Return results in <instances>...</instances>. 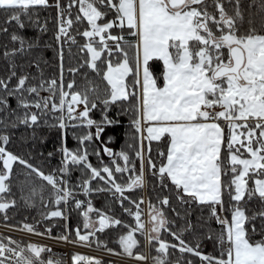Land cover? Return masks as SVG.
Wrapping results in <instances>:
<instances>
[{
	"label": "snow or ice",
	"instance_id": "snow-or-ice-1",
	"mask_svg": "<svg viewBox=\"0 0 264 264\" xmlns=\"http://www.w3.org/2000/svg\"><path fill=\"white\" fill-rule=\"evenodd\" d=\"M0 215V264H264V0H0Z\"/></svg>",
	"mask_w": 264,
	"mask_h": 264
},
{
	"label": "trees",
	"instance_id": "trees-1",
	"mask_svg": "<svg viewBox=\"0 0 264 264\" xmlns=\"http://www.w3.org/2000/svg\"><path fill=\"white\" fill-rule=\"evenodd\" d=\"M49 55H51V52H49ZM96 116H97V118H99V113L98 112H97ZM110 129H111L112 133L116 136V139L111 143L110 146H112V147H114V148H116L118 150L120 148V146L124 144L125 139H126L125 132L128 129L127 117L123 118L122 127L121 126H110ZM70 141H71L72 144H75V141L71 140V138H70ZM51 147H52V145L49 142L48 143L49 150L51 149ZM91 159L93 160L94 163L96 162L95 156H92ZM105 159H108L106 154H105ZM74 175H79V173L76 172V173H74ZM80 198H84V194L83 193H80ZM104 199L105 198L96 197L94 202L96 203L97 206H101V205L104 204ZM40 210L41 209L26 208V207L22 206V207L18 208L16 210V212L11 214L12 215L11 222L18 223L21 220H24L25 218H27V222H33V218L39 219V211ZM0 221L7 223L6 221L3 220L2 215H0ZM76 221H77V216H76V213L73 212V215H72V218H71V223H72L73 226L75 225ZM50 222L52 224V234L53 235L58 234L62 230L60 225H62L64 222L63 221H57L55 218H51ZM44 225H45V222L41 221L40 227H41L42 230L44 228ZM107 238L109 239V246L115 247L116 246V243H115L116 236H115V234L114 233L110 234ZM206 250L207 251H211V245H208L206 247Z\"/></svg>",
	"mask_w": 264,
	"mask_h": 264
},
{
	"label": "built area",
	"instance_id": "built-area-1",
	"mask_svg": "<svg viewBox=\"0 0 264 264\" xmlns=\"http://www.w3.org/2000/svg\"><path fill=\"white\" fill-rule=\"evenodd\" d=\"M4 225H5V222L0 221V232H4L5 234H8L10 230L6 229ZM13 234L21 235L20 233H13ZM31 238L36 241L48 243L50 246L54 248L57 255L62 256L66 260L69 258V256L72 254L73 251H81L85 254H102L95 248H85L81 246H74L72 244L57 243V242L52 241L49 238L39 237V236H33Z\"/></svg>",
	"mask_w": 264,
	"mask_h": 264
}]
</instances>
